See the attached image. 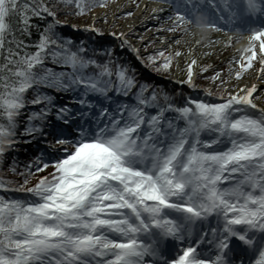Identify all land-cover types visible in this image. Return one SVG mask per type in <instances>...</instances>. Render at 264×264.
Returning <instances> with one entry per match:
<instances>
[{
    "label": "snow or ice",
    "instance_id": "6c2138e0",
    "mask_svg": "<svg viewBox=\"0 0 264 264\" xmlns=\"http://www.w3.org/2000/svg\"><path fill=\"white\" fill-rule=\"evenodd\" d=\"M109 6L0 0V264H264V0H158L152 51L98 26ZM89 13L71 28L97 39L65 31ZM245 33L227 69L192 55ZM121 52L152 73L175 61L179 87Z\"/></svg>",
    "mask_w": 264,
    "mask_h": 264
},
{
    "label": "bare ground",
    "instance_id": "6f19581e",
    "mask_svg": "<svg viewBox=\"0 0 264 264\" xmlns=\"http://www.w3.org/2000/svg\"><path fill=\"white\" fill-rule=\"evenodd\" d=\"M145 5L147 7H145ZM117 6H121V7L118 8ZM154 6L155 5H149V3H145L143 6L141 4L138 8H135V11L132 13V16L125 18L124 21L121 22L123 29L128 34L129 33L132 34L130 32V28L138 29L139 25L144 26V25H147V23L155 25V26L160 25V23H162L161 21L164 20V14H156L157 16H159V19L156 22L153 21L154 19L150 18L153 15V13L151 12V9ZM130 8H133V5L131 3H129L128 0H116L115 2L110 4L108 9H100V10L98 9V10H94L92 12L97 14L98 19H99L101 13H107L108 16L110 17V19L113 20V14L114 13L117 14L120 11H126L127 9H130ZM90 15H91V13H90ZM168 23H170V21ZM193 31H196V30L193 29ZM150 34L151 35H150L149 39L151 40L153 38V39L157 40L159 43V38H158L157 33H155L153 35L151 32ZM159 35H164L165 37H169V36L175 37V35H178V34H172V33H167V32L161 31V32H159ZM210 35L212 37L219 38V39H221V41H223L227 34L213 32V33H210ZM245 35H246V33L241 35L239 43L233 41V43L227 47L223 46L222 44H219V45L213 44V46L211 48H201L199 45H197V46H195V49H194V52L192 53V55L195 56L197 58L198 62L201 64H203L205 62L212 63L213 59L220 60L221 64H227V61L230 60L232 58V56L235 54V50L240 48L245 43V40H244ZM146 36H147V34L145 35V37ZM148 37H149V35H148ZM131 38L133 40V38H136V37H134V35H132ZM193 40H194V37L189 36V35H185L184 39L181 43L180 48L182 50H186L187 47H189L192 44ZM167 42H170V41H167ZM138 44H140V42H139V40H136V44H134V45H138ZM157 45H159V44H157ZM232 45H234V47L231 49V51H232L231 54L225 56L224 51L227 52L228 50H230V48H231L230 46H232ZM165 46H166V44H165ZM205 51L210 52V55L201 56L200 54L202 52H205ZM188 55L189 54L187 53V51H184V55L181 56V59L179 61L180 62L179 64L183 65V66H180L181 69L184 68V60ZM193 67L195 68L196 66L194 65ZM254 75L255 74L253 73V75L251 77H246V79H248L249 82H251ZM174 76L177 79H183V72L180 71V73H178L177 76L176 75H174ZM258 102L260 103L261 100H258Z\"/></svg>",
    "mask_w": 264,
    "mask_h": 264
},
{
    "label": "rangeland",
    "instance_id": "374dc122",
    "mask_svg": "<svg viewBox=\"0 0 264 264\" xmlns=\"http://www.w3.org/2000/svg\"><path fill=\"white\" fill-rule=\"evenodd\" d=\"M116 0H110V4L111 3H113V2H115ZM128 2L129 3H131L132 5H133V8H130V9H127L126 11H128V10H130L132 13L135 11V8H138L141 4H142V6L145 4V3H149V5H155V6H157L158 5V2L157 1H152V0H135V2H133V0H128ZM100 10V9H108V8H101V7H97V8H94V9H92V11H94V10ZM121 12H123V11H120V12H118L116 15H117V19H115V20H111L110 19V17L108 16V21H107V23H104L101 19H98V26L99 27H102V28H105L106 30L111 26L114 30H118V31H122V32H125V33H127L124 29H123V27H122V21H124V19L125 18H127V17H129V16H127V17H125V16H122V15H120V13ZM153 15H156V14H153ZM132 16V15H131ZM91 20V15H90V13L89 14H87V15H85V16H81V17H69L68 18V24H73V23H75V24H82V23H87V22H89ZM158 19H154L153 21L154 22H156ZM126 22V21H125ZM162 23H168L169 21H166L165 19L163 20V21H161ZM162 23H160V24H162ZM158 26V25H157ZM157 26H155V25H152V24H149V23H147V25H139V27H138V29H135V28H130V32L132 33V34H128L127 33V38L129 39V41L134 45V44H136V40H138V39H136V38H133V40H132V35H134V37H139V36H143L144 37V41L145 42H147L148 40H150L149 38H150V33L152 32V34L154 35L155 33H157ZM147 34V36L145 37V35ZM105 35H107V32H105ZM148 35H149V37H148ZM153 37V36H152ZM132 40V41H131ZM152 41H153V43L152 44H150L149 46H148V48H147V51H149V50H153L155 47H158L159 45H157V44H159L158 43V41L157 40H155V39H151ZM140 42V41H139ZM181 46V44L180 45H176V44H173V48H176V47H180ZM231 48H230V50H228L227 52L226 51H224L225 52V56H227V55H230L231 54V49L234 47V45H232V46H230ZM140 51L142 52V53H144L145 51H146V49L143 47V46H141L140 47ZM180 59H181V57L179 58V61H180ZM175 61L173 62V71H172V73H170V74H167V75H164V74H162V75H164V76H167L168 78H170L171 79V76L174 74V75H176L177 76V74L178 73H180V71H178L177 69H176V67H175ZM180 63V62H179ZM205 63H208V62H205ZM212 66L214 67V68H224V69H227L228 67H229V65L228 64H221V61L220 60H215V59H213V61H212ZM180 66H183V65H180ZM207 74H210V72L209 73H207ZM198 75H204V74H198ZM261 87H264V84H261L260 85ZM257 103L258 104H264V101H261L260 103L257 101Z\"/></svg>",
    "mask_w": 264,
    "mask_h": 264
},
{
    "label": "trees",
    "instance_id": "16d2710c",
    "mask_svg": "<svg viewBox=\"0 0 264 264\" xmlns=\"http://www.w3.org/2000/svg\"><path fill=\"white\" fill-rule=\"evenodd\" d=\"M63 18V17H62ZM76 18V17H75ZM65 31L68 32V33H71V34H74V35H78L80 36L82 39H87V40H92V39H97L96 37H93V36H88L86 35L85 33H83L82 31H75L71 28V24H68V26L65 28ZM35 35V33H34ZM104 41H110L111 40V37L109 36H106V37H102L100 38ZM151 51V50H149ZM121 56L125 59V60H128L130 61L131 63H133L135 66H136V61L134 60V58L128 54L127 52H121ZM137 68V67H136ZM147 75H146V79H148L150 82L152 83H155L156 85H158L160 88H164L166 90H169L171 92H174L175 89L177 87H179V85L177 84H174L173 82L169 81L168 79H165V78H162L160 81L156 82L155 81V76L158 75L159 73H152L150 72L147 68ZM197 84H203L205 83L204 80L202 79H198L197 81ZM30 151V148L29 147H26L24 146L23 144L21 145L20 149H19V159H20V162H24L27 157H28V152ZM6 166V165H5ZM9 176H12L11 173H8ZM14 179H19V177H13Z\"/></svg>",
    "mask_w": 264,
    "mask_h": 264
}]
</instances>
